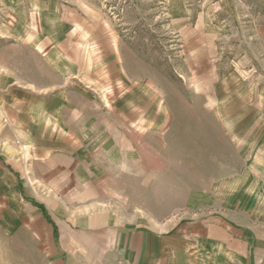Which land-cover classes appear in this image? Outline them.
<instances>
[{"label":"rangeland","instance_id":"obj_1","mask_svg":"<svg viewBox=\"0 0 264 264\" xmlns=\"http://www.w3.org/2000/svg\"><path fill=\"white\" fill-rule=\"evenodd\" d=\"M92 7L83 82L62 80L0 25V264L72 263L54 225L68 209L154 224L230 205L239 218L255 204L244 184L264 140V0ZM45 116L78 129L77 149L44 140ZM9 144L29 157L9 158ZM16 159L21 180L4 167Z\"/></svg>","mask_w":264,"mask_h":264},{"label":"crops","instance_id":"obj_2","mask_svg":"<svg viewBox=\"0 0 264 264\" xmlns=\"http://www.w3.org/2000/svg\"><path fill=\"white\" fill-rule=\"evenodd\" d=\"M96 21L100 19L92 0H0L1 27L34 47L66 82L74 83L78 76L83 82L81 77L93 69L88 46L98 41ZM50 119L45 116L40 122L48 128L44 140L77 149L84 140L78 129ZM9 146V158L29 157L26 145ZM261 147L259 156L247 163L245 196L255 204L243 208L244 217H237L241 207L236 205H230L227 214L211 210L154 224L116 220L106 207L95 205L68 209L54 225L59 245L73 251L72 263L57 260L58 264H264V140ZM4 167L19 180L26 174L19 159ZM28 199L46 217V205Z\"/></svg>","mask_w":264,"mask_h":264},{"label":"trees","instance_id":"obj_3","mask_svg":"<svg viewBox=\"0 0 264 264\" xmlns=\"http://www.w3.org/2000/svg\"><path fill=\"white\" fill-rule=\"evenodd\" d=\"M34 203L37 204V205H39V206H41V207H44V205L42 203H39L37 201H34Z\"/></svg>","mask_w":264,"mask_h":264}]
</instances>
